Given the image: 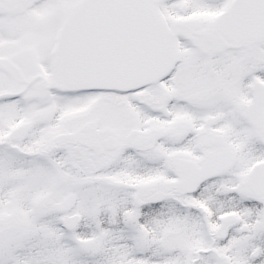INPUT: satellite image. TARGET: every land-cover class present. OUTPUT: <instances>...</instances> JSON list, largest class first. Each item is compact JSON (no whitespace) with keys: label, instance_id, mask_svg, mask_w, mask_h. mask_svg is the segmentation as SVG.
<instances>
[{"label":"snow or ice","instance_id":"snow-or-ice-1","mask_svg":"<svg viewBox=\"0 0 264 264\" xmlns=\"http://www.w3.org/2000/svg\"><path fill=\"white\" fill-rule=\"evenodd\" d=\"M0 264H264V0H0Z\"/></svg>","mask_w":264,"mask_h":264}]
</instances>
